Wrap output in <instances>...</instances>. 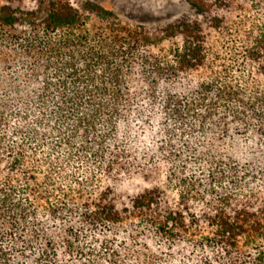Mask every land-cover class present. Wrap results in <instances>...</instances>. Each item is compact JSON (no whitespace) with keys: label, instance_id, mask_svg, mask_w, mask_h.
<instances>
[{"label":"trees","instance_id":"1","mask_svg":"<svg viewBox=\"0 0 264 264\" xmlns=\"http://www.w3.org/2000/svg\"><path fill=\"white\" fill-rule=\"evenodd\" d=\"M32 1L0 0V264H264V0L158 36Z\"/></svg>","mask_w":264,"mask_h":264},{"label":"rangeland","instance_id":"2","mask_svg":"<svg viewBox=\"0 0 264 264\" xmlns=\"http://www.w3.org/2000/svg\"><path fill=\"white\" fill-rule=\"evenodd\" d=\"M75 7H80L85 2H91L109 10L115 17V21L131 28H141L146 33L158 36L160 31L176 23L182 18L200 20L194 10L185 0H68ZM24 9H34L36 3L32 0H22L18 4ZM157 182L135 175L125 181L119 187L120 194L125 197H134L151 189ZM162 187V186H161ZM167 204L163 208L174 207L175 193L167 191ZM174 194V195H173ZM190 222V220H189ZM187 227L189 223L185 222ZM192 232V227L190 229Z\"/></svg>","mask_w":264,"mask_h":264}]
</instances>
